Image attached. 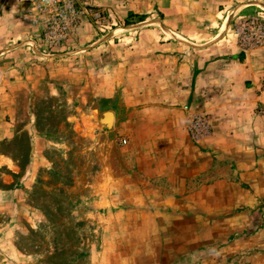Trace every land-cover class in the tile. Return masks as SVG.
<instances>
[{
	"label": "rangeland",
	"instance_id": "obj_1",
	"mask_svg": "<svg viewBox=\"0 0 264 264\" xmlns=\"http://www.w3.org/2000/svg\"><path fill=\"white\" fill-rule=\"evenodd\" d=\"M86 2L53 39L0 0V264H264V0ZM172 44L226 49L191 96Z\"/></svg>",
	"mask_w": 264,
	"mask_h": 264
},
{
	"label": "crops",
	"instance_id": "obj_2",
	"mask_svg": "<svg viewBox=\"0 0 264 264\" xmlns=\"http://www.w3.org/2000/svg\"><path fill=\"white\" fill-rule=\"evenodd\" d=\"M101 4H106L108 0H99ZM208 2H211V4L206 7L205 10L202 12L206 15L205 24H211L214 26L218 25L219 15L222 16L223 10H220L222 6H230L232 3H234V0H208ZM209 19V20H208ZM206 31V30H205ZM173 33L175 34V28L173 27ZM210 34L207 33L205 36H209ZM215 35V33H214ZM214 35H212L214 37ZM221 45L213 44V45H205L203 47H183V46H176L174 44L172 45H164L160 47L155 48V52L150 54L149 58V64L151 66H155L157 69L166 70L172 69V66H177V63L180 62L181 67L186 69L188 71L187 78L189 79V85L190 90H186L188 95H193V85L197 82V79L199 81L200 78L204 77V74L201 72V69L203 70L205 68V61L206 57L205 55L207 52H210V54H214L215 56H218L220 54H226V49H223ZM196 50V51H195ZM236 51L232 52L231 56L232 59H234L235 62H237V68L241 70V74L243 76H252L254 68L251 66H254L253 64H250L249 61L252 60V56L248 53H242L241 50L237 47L235 49ZM195 51V52H193ZM228 52V51H227ZM186 55V56H185ZM188 55V56H187ZM191 56V57H190ZM244 58L245 63H241V59ZM146 59V58H145ZM144 58H141L139 64L142 65V63H145L146 60ZM222 59V58H221ZM202 64H201V63ZM255 77V76H254ZM255 78L258 79L256 76ZM142 90H139L138 94H141ZM162 100L165 101H175L179 99L177 95L172 91H163L161 92Z\"/></svg>",
	"mask_w": 264,
	"mask_h": 264
},
{
	"label": "built area",
	"instance_id": "obj_3",
	"mask_svg": "<svg viewBox=\"0 0 264 264\" xmlns=\"http://www.w3.org/2000/svg\"><path fill=\"white\" fill-rule=\"evenodd\" d=\"M36 12L34 23L40 35L53 39L67 38L80 23L86 0H27ZM259 28V27H258ZM254 45H261L254 39Z\"/></svg>",
	"mask_w": 264,
	"mask_h": 264
},
{
	"label": "water",
	"instance_id": "obj_4",
	"mask_svg": "<svg viewBox=\"0 0 264 264\" xmlns=\"http://www.w3.org/2000/svg\"><path fill=\"white\" fill-rule=\"evenodd\" d=\"M105 120H106V123L108 124L111 123L113 120V114L111 112H107L105 114Z\"/></svg>",
	"mask_w": 264,
	"mask_h": 264
}]
</instances>
